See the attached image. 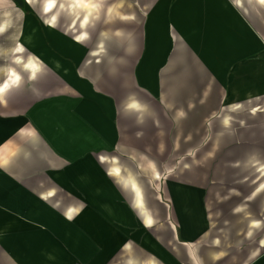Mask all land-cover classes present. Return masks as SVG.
I'll list each match as a JSON object with an SVG mask.
<instances>
[{"label":"crops","instance_id":"crops-1","mask_svg":"<svg viewBox=\"0 0 264 264\" xmlns=\"http://www.w3.org/2000/svg\"><path fill=\"white\" fill-rule=\"evenodd\" d=\"M95 1L112 5L79 31L53 10L40 39L29 14L41 70L22 63L11 99L43 90L0 125V264H264V182L222 180L264 178L243 153L263 131L264 2ZM210 145L224 151L196 153Z\"/></svg>","mask_w":264,"mask_h":264},{"label":"rangeland","instance_id":"rangeland-1","mask_svg":"<svg viewBox=\"0 0 264 264\" xmlns=\"http://www.w3.org/2000/svg\"><path fill=\"white\" fill-rule=\"evenodd\" d=\"M47 0H19L18 2L16 1V5H14V0L12 3L8 2L6 5L0 7V24L5 22L6 28L2 31H0V84L7 78L8 74V68L10 64L14 62V59L19 56L21 53L14 52L15 46L20 42V41H25L24 38V31L30 30L32 26V19L29 14H35L39 20H38V26H39V31L37 30L36 33H38V38H41V35L43 36L42 32L44 31V25L48 19L50 18L49 15H52V13H44V4ZM75 2L74 0H55V6L54 12L56 14L64 11L66 13L67 17L70 18L69 21V26H77L78 23V18L80 16L85 17L90 16L93 17L94 19L97 17H102L105 15V12L107 11V8H109L112 5V1H104V2H99V1H92V0H83L82 3H78L80 11L77 12L76 15H74V5ZM98 5L103 6L102 10H97V8H92V7H97ZM91 7V8H89ZM82 9V11H81ZM60 11V12H59ZM264 15V14H263ZM77 19V20H76ZM80 19V18H79ZM36 29L37 25L35 24ZM76 29L79 31L81 30L78 26ZM41 33V34H40ZM26 47V46H25ZM29 52L35 53L32 49H27L25 48V54H29ZM14 58V59H13ZM26 60V59H25ZM17 66L22 65V63H16ZM23 72V71H22ZM24 74V73H23ZM20 83V86L23 84ZM15 86L13 85L9 91L4 96L0 95V125L5 126H13L14 125V105H27L28 100L32 99L34 96L37 97V95H41L42 90L38 91V93H32L30 95H21V99L17 100V102H14L11 99V95L14 92ZM12 100V101H11ZM262 104H264V100L262 101ZM259 125L262 127L263 131H259V133L255 132L253 135L255 138L251 140H255V142H261L260 145H251L247 144L243 146V153L245 155H250L254 153L259 154V158L264 157V116H262L259 119ZM7 138V137H6ZM253 142V144L255 143ZM224 151V147H218V146H204V147H196V153L203 154L206 152H210L211 154H220ZM211 161L209 162H199L198 164H195L194 168V182L196 183H210V178H209V173H210V165L214 166L216 163H212V158H210ZM0 164H2L0 162ZM186 164V163H185ZM183 164V166H185ZM247 165H245L244 169H256L257 168V163H251V162H246ZM251 164H254L252 167ZM264 164L262 161L259 163V165ZM180 166V164H178ZM233 163H229L227 166L228 170H236V167L233 166ZM182 167V166H180ZM184 168V167H182ZM1 169V168H0ZM214 169V168H213ZM220 169V168H219ZM212 170V168H211ZM186 171V170H185ZM185 173V172H184ZM183 173V174H184ZM217 173V172H216ZM208 174V175H207ZM0 188L1 191L3 190L2 194L0 195V201L6 199L8 202H11L12 200L14 201V178L10 177L7 173H1L0 172ZM192 175V174H191ZM206 175V176H205ZM253 175H256V173H253ZM242 177V176H241ZM241 177H232L228 179H222V180H228L231 181L227 184L228 187L231 186H237V187H246V192H249L251 188H255L256 185H261V182H264V178H256L255 176L250 177L247 179V182L245 179H241ZM181 180H186V176L184 175L183 177L180 178ZM145 180V179H144ZM150 180V178H148ZM159 181L162 182L163 179H158ZM190 180V179H189ZM258 180V182H256ZM119 181V180H117ZM154 180L151 179L150 185H155ZM224 185L223 183H221ZM218 186V185H214ZM219 187V186H218ZM216 192H219V190H214ZM224 192V191H223ZM228 192V191H226ZM247 194V193H246ZM214 196H217L216 194ZM224 212V216L226 214L228 217L233 216L230 213ZM143 228H136L133 230V233L137 231H141ZM154 227H149L146 228L144 231L146 234H151L153 236L154 233ZM70 243H68L69 245ZM3 262V261H2ZM4 262L7 264L9 263V259L6 260L4 259Z\"/></svg>","mask_w":264,"mask_h":264},{"label":"bare ground","instance_id":"bare-ground-1","mask_svg":"<svg viewBox=\"0 0 264 264\" xmlns=\"http://www.w3.org/2000/svg\"><path fill=\"white\" fill-rule=\"evenodd\" d=\"M8 2L12 3L10 0H0V7L6 5ZM55 4V0H47L44 4V11H46L47 13L51 12L54 10V5ZM53 22V21H52ZM51 23H49L48 27H51L50 25ZM6 28V24L5 22L0 24V31L4 30ZM24 40L25 41H20V43H18L15 48H14V52L17 53H21L19 56H17L14 59V62L12 64H10L9 68H8V74H7V78L0 84V95L4 96L7 91H9L11 89V87L14 85H19L20 83H22V79H21V70L20 68L17 67L16 63H20L21 61H23V58H26L25 60V65L26 67L32 72V75L37 73L38 68L40 66V62L38 60L39 56L29 52V54H25V50H23L24 48V42H33L35 41V35L34 33L31 32H27L24 31ZM57 63V62H56ZM58 65V64H57ZM115 171H119L118 167H115ZM134 185L135 182H132ZM147 222L150 223L151 222V218L147 217Z\"/></svg>","mask_w":264,"mask_h":264},{"label":"water","instance_id":"water-1","mask_svg":"<svg viewBox=\"0 0 264 264\" xmlns=\"http://www.w3.org/2000/svg\"><path fill=\"white\" fill-rule=\"evenodd\" d=\"M23 48H24V47H23ZM23 50H25V48H24ZM25 59H26V58H23V61H21V63H23V65H25V63H24V62H25ZM18 63H19V62H18ZM17 67L20 68L21 71H23V67H20V66H17ZM40 70H41V69L38 68L37 73H35V74H33V75H32V72L30 71V75H32L34 78H37V77L39 76V74H40ZM20 75H21V79H23V76H24V75H23V72H21ZM19 85H20V84H19Z\"/></svg>","mask_w":264,"mask_h":264},{"label":"snow or ice","instance_id":"snow-or-ice-1","mask_svg":"<svg viewBox=\"0 0 264 264\" xmlns=\"http://www.w3.org/2000/svg\"><path fill=\"white\" fill-rule=\"evenodd\" d=\"M262 2H264V0H262Z\"/></svg>","mask_w":264,"mask_h":264}]
</instances>
